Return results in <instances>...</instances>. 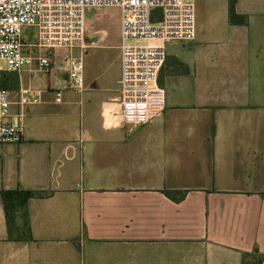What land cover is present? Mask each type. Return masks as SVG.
Instances as JSON below:
<instances>
[{
	"label": "crops",
	"instance_id": "1",
	"mask_svg": "<svg viewBox=\"0 0 264 264\" xmlns=\"http://www.w3.org/2000/svg\"><path fill=\"white\" fill-rule=\"evenodd\" d=\"M187 1L196 37L166 43V109L146 124L123 123L120 34L35 49L50 69L16 72L12 91L43 99L10 92L5 121L22 116L24 136L0 144V264H264V0H235L241 23L230 0ZM4 190L34 193L9 199L11 228Z\"/></svg>",
	"mask_w": 264,
	"mask_h": 264
},
{
	"label": "built area",
	"instance_id": "2",
	"mask_svg": "<svg viewBox=\"0 0 264 264\" xmlns=\"http://www.w3.org/2000/svg\"><path fill=\"white\" fill-rule=\"evenodd\" d=\"M116 7L120 11L121 78L123 123L142 125L166 109V89L158 76L167 57L166 43L192 41L196 37V9L187 0H0V72H20L37 62L50 69V53L35 49L84 47L86 13L91 8ZM161 18L154 21L155 10ZM31 36L25 39L27 30ZM70 86L84 88V61L68 58ZM62 100V90L55 92ZM42 90L21 86L17 103L21 107L42 102ZM10 91L0 87V144L19 143L24 136L22 116L11 122Z\"/></svg>",
	"mask_w": 264,
	"mask_h": 264
},
{
	"label": "rangeland",
	"instance_id": "3",
	"mask_svg": "<svg viewBox=\"0 0 264 264\" xmlns=\"http://www.w3.org/2000/svg\"><path fill=\"white\" fill-rule=\"evenodd\" d=\"M86 36L96 34V35H105L109 36L110 39H114L115 36L120 34V11L116 7H102V8H91L87 10L86 13ZM28 36H31V33H26ZM10 73L0 72V87H5L12 94L16 96L17 91H12L8 87L2 85L4 82V75Z\"/></svg>",
	"mask_w": 264,
	"mask_h": 264
},
{
	"label": "trees",
	"instance_id": "4",
	"mask_svg": "<svg viewBox=\"0 0 264 264\" xmlns=\"http://www.w3.org/2000/svg\"><path fill=\"white\" fill-rule=\"evenodd\" d=\"M161 18V14L159 9L155 10V16H154V21H157ZM230 20L233 23H241L245 21V16H242L236 12L235 8V0H230ZM2 73H10L4 75L3 83L2 85L8 87L10 90L16 89L18 87V74L16 72H2ZM5 88V87H4ZM168 195L172 198H182L185 194L183 191H168ZM17 194L20 196V205H24L30 197L34 195L32 191H19V192H14V191H2V196L5 200V205H6V213H7V218H8V224L9 228H11V222H12V215L10 212V207H9V199L11 198L12 195Z\"/></svg>",
	"mask_w": 264,
	"mask_h": 264
}]
</instances>
